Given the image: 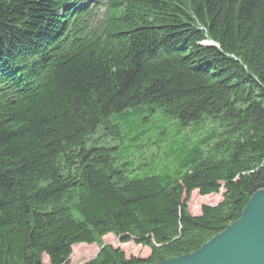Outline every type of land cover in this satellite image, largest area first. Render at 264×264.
<instances>
[{
  "label": "trees",
  "instance_id": "obj_1",
  "mask_svg": "<svg viewBox=\"0 0 264 264\" xmlns=\"http://www.w3.org/2000/svg\"><path fill=\"white\" fill-rule=\"evenodd\" d=\"M76 1L0 0V264L109 233L148 255L84 264L191 253L264 190V0H108L96 26ZM156 111L169 133L108 144ZM194 190L221 200L192 215Z\"/></svg>",
  "mask_w": 264,
  "mask_h": 264
},
{
  "label": "water",
  "instance_id": "obj_2",
  "mask_svg": "<svg viewBox=\"0 0 264 264\" xmlns=\"http://www.w3.org/2000/svg\"><path fill=\"white\" fill-rule=\"evenodd\" d=\"M153 264H264V190L254 192L240 217L200 248Z\"/></svg>",
  "mask_w": 264,
  "mask_h": 264
},
{
  "label": "rangeland",
  "instance_id": "obj_3",
  "mask_svg": "<svg viewBox=\"0 0 264 264\" xmlns=\"http://www.w3.org/2000/svg\"><path fill=\"white\" fill-rule=\"evenodd\" d=\"M101 11L97 14V19L101 17ZM162 116L159 111L152 113L150 116L144 119H138L134 117H125L122 119H115V122L119 124L120 131L124 134V138H131L136 135L138 131L144 128H148L147 132L139 142H142V145H148V143L152 142L153 139H156L157 132L165 129V135L169 133L171 130L169 129V123L162 120ZM139 124V126H138ZM174 133V132H173ZM172 133V134H173ZM106 140L109 138H105ZM174 142V141H172ZM176 145L175 143H172ZM112 146H117V150L121 147L128 144L127 141L119 143V141H112V143H108ZM170 144V145H171ZM167 146H163L162 148H166ZM139 151H135L137 154ZM222 190L217 194H209V195H200L197 190H194L190 199L188 200L187 206L190 214L197 215L200 213V208L202 205H215L221 200ZM101 245H108L114 248L121 249L126 258L136 257V258H145L149 250L147 247H143L139 244L134 243L133 241H125L122 242L120 237L115 236L112 233L106 234L100 238L98 242L92 244L79 243L74 244L72 246V252L69 258V264H84L86 261L95 257L97 252L100 249ZM43 264H49L48 259L44 256Z\"/></svg>",
  "mask_w": 264,
  "mask_h": 264
}]
</instances>
